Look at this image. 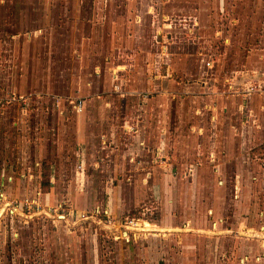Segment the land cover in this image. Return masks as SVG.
I'll list each match as a JSON object with an SVG mask.
<instances>
[{
    "label": "rangeland",
    "instance_id": "1",
    "mask_svg": "<svg viewBox=\"0 0 264 264\" xmlns=\"http://www.w3.org/2000/svg\"><path fill=\"white\" fill-rule=\"evenodd\" d=\"M2 211L0 264L258 253L264 0H0Z\"/></svg>",
    "mask_w": 264,
    "mask_h": 264
},
{
    "label": "crops",
    "instance_id": "2",
    "mask_svg": "<svg viewBox=\"0 0 264 264\" xmlns=\"http://www.w3.org/2000/svg\"><path fill=\"white\" fill-rule=\"evenodd\" d=\"M85 162H88L87 159L84 160V163ZM244 254H249L250 256L246 259L244 258L245 260L242 261V264H264V242H259L258 253H256V251L251 247L248 251L244 250ZM256 255H258L259 257L254 259ZM254 260H256L257 262L254 263Z\"/></svg>",
    "mask_w": 264,
    "mask_h": 264
},
{
    "label": "bare ground",
    "instance_id": "3",
    "mask_svg": "<svg viewBox=\"0 0 264 264\" xmlns=\"http://www.w3.org/2000/svg\"><path fill=\"white\" fill-rule=\"evenodd\" d=\"M3 212H4V211H2V213L0 214V216H2ZM156 229L159 231L158 228L149 227V231H154V232H155V231H157ZM146 230H147V229H146ZM161 231H162V230H161ZM163 231H164V230H163Z\"/></svg>",
    "mask_w": 264,
    "mask_h": 264
}]
</instances>
